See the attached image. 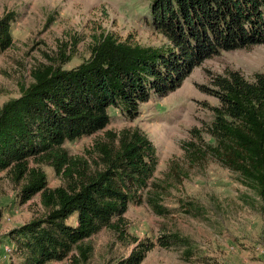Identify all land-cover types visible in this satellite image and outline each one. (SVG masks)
<instances>
[{
  "label": "trees",
  "instance_id": "obj_1",
  "mask_svg": "<svg viewBox=\"0 0 264 264\" xmlns=\"http://www.w3.org/2000/svg\"><path fill=\"white\" fill-rule=\"evenodd\" d=\"M150 10V27L168 46L141 47L102 35L75 68L35 65L29 82L17 83L19 95L0 105V179L16 190L18 204L38 196L43 209L5 235L21 264H88L90 239L104 229L134 244L128 256L111 264H141L155 247L177 251L185 262L195 257L194 240L178 232L128 241L129 205L146 204L153 214L167 216L161 201L168 182L152 180L156 150L143 131H104L109 109L135 119L142 103L177 90L205 60L264 45V0H152ZM14 20L13 13L0 18V55L12 46ZM211 86L203 92L218 105L210 108L212 119L204 129L190 130L192 141L182 147L185 162L191 168L208 159L217 162L252 194L247 204L255 202L264 212V72L247 80L227 70L212 77ZM102 131L87 158L65 148ZM202 131L212 144L202 142ZM45 167L60 185L49 187ZM169 170L181 183L179 168L171 163ZM186 208L193 216L201 214L190 203Z\"/></svg>",
  "mask_w": 264,
  "mask_h": 264
},
{
  "label": "rangeland",
  "instance_id": "obj_2",
  "mask_svg": "<svg viewBox=\"0 0 264 264\" xmlns=\"http://www.w3.org/2000/svg\"><path fill=\"white\" fill-rule=\"evenodd\" d=\"M151 1L0 0V18L15 14L12 46L0 55V105L19 95L17 83L29 82L35 65L64 63L65 69L75 68L89 58L91 46L102 35L141 47L168 46L169 41L150 27ZM227 70L239 71L247 80L264 72V45L221 52L205 60L177 90L142 103L135 119L109 109L110 122L104 131H143L156 150L157 166L152 180L168 182L161 201L170 212L167 216L153 214L146 204L129 205L124 215L128 241L154 240L160 234L178 232L193 239L197 247L191 262L181 260L175 250L155 247L141 264H209L207 259H212L210 264H264V212L252 200V205L247 204L246 196L252 198V194L228 169L211 159L191 168L182 149L183 144L192 141L190 130L204 129L212 119L210 108L218 105L202 88H211L212 77ZM104 131L67 142L65 148L72 156L87 158L86 151ZM201 138L204 144L213 143L203 131ZM171 163L179 168L181 183L169 170ZM44 170L49 187L60 185L51 168ZM189 203L201 214L186 213ZM42 213L38 196L20 205L16 190L0 179V264L5 261L4 248L14 246L6 239V233ZM90 243L93 252L88 264H111L128 256L134 247L105 229L91 237ZM8 258L9 264H21L11 251Z\"/></svg>",
  "mask_w": 264,
  "mask_h": 264
},
{
  "label": "built area",
  "instance_id": "obj_3",
  "mask_svg": "<svg viewBox=\"0 0 264 264\" xmlns=\"http://www.w3.org/2000/svg\"><path fill=\"white\" fill-rule=\"evenodd\" d=\"M9 255H10V249L8 247L4 248V256L3 258L5 259V261H3L4 264H9ZM60 264H69V262L67 261H62Z\"/></svg>",
  "mask_w": 264,
  "mask_h": 264
}]
</instances>
